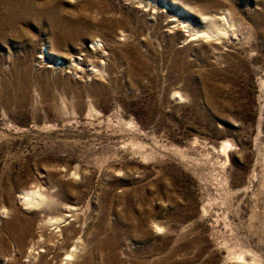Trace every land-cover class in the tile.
I'll use <instances>...</instances> for the list:
<instances>
[{"label": "rangeland", "instance_id": "374dc122", "mask_svg": "<svg viewBox=\"0 0 264 264\" xmlns=\"http://www.w3.org/2000/svg\"><path fill=\"white\" fill-rule=\"evenodd\" d=\"M89 263L264 264V0H0V264Z\"/></svg>", "mask_w": 264, "mask_h": 264}, {"label": "bare ground", "instance_id": "6f19581e", "mask_svg": "<svg viewBox=\"0 0 264 264\" xmlns=\"http://www.w3.org/2000/svg\"><path fill=\"white\" fill-rule=\"evenodd\" d=\"M225 12H227V11H225ZM224 12V13H225ZM219 14V13H218ZM222 16V15H221ZM227 16H228V14H227ZM204 19V18H203ZM224 19V18H223ZM221 20H222V17H221ZM228 20V19H227ZM229 21H230V19H229ZM210 22V21H209ZM224 22H226V21H224ZM190 23V22H189ZM235 24V23H234ZM222 25V24H221ZM229 25V24H228ZM221 28V27H220ZM193 29V28H192ZM203 30V29H202ZM205 30V29H204ZM209 30V29H208ZM192 31V30H191ZM207 31V30H206ZM213 31V30H212ZM194 32V31H193ZM207 32H209V31H207ZM211 33V32H210ZM217 33V32H216ZM195 34V33H194ZM193 34V35H194ZM200 35H201V33H200ZM201 36H203V35H201ZM208 36V35H207ZM228 141H230V140H228ZM229 146V142H227V143H225L224 145H223V147L224 148H227ZM225 150V149H224ZM26 193V192H25ZM26 196H27V199H28V202L29 203H31V204H33V205H39L40 203H43L44 202V196H43V194L40 192V191H37V190H34V191H32V192H29V193H26ZM54 198V197H53ZM49 204V203H48ZM47 204V205H48ZM50 204H51V202H50ZM31 207H32V205H31ZM72 207V206H71ZM40 208V207H39ZM69 209V208H68ZM75 210V209H74ZM76 213V212H75ZM74 213V214H75ZM31 218V217H30ZM51 218V217H50ZM58 219V218H57ZM31 220V219H30ZM44 220H46V219H44ZM55 220V219H54ZM42 221V220H41ZM40 221V222H41ZM49 221V220H48ZM33 222V221H32ZM43 222H45V221H43ZM59 222V221H58ZM39 223V222H38ZM42 223V222H41ZM31 224V223H30ZM28 225V224H27ZM32 226V225H31ZM49 226V225H48ZM60 226H62L61 224L60 225H58V228L60 227ZM27 227V226H26ZM40 228V227H39ZM50 228H51V226H50ZM61 228V227H60ZM32 229H33V227H32ZM32 229H31V232H32ZM38 229V228H37ZM46 229V228H45ZM27 230V229H26ZM47 230V229H46ZM55 230V229H54ZM53 230V231H54ZM78 230V229H77ZM29 231V230H28ZM34 231H36L35 229H34ZM60 231H61V229H60ZM62 231H64V230H62ZM30 232V233H31ZM41 232V231H40ZM44 232V231H43ZM35 233V232H34ZM37 233V232H36ZM39 233V232H38ZM52 233V232H51ZM60 233V232H59ZM63 233V232H62ZM40 234H42V233H40ZM50 234V233H49ZM64 234V233H63ZM36 235V234H35ZM50 236V235H49ZM56 236V235H55ZM58 236V235H57ZM71 236V235H70ZM46 237V236H45ZM73 237V236H72ZM47 238V237H46ZM60 238V237H59ZM52 239V238H51ZM64 239H66V238H64ZM63 239V240H64ZM77 239V238H76ZM52 240H54V239H52ZM58 240V239H57ZM60 240H62V239H60ZM69 240V239H68ZM73 240V239H72ZM71 240V241H72ZM79 240H81V239H79ZM36 241V240H35ZM74 241V240H73ZM72 241V242H73ZM54 242V241H53ZM86 242V241H85ZM49 243V242H48ZM64 244H65V242H63ZM62 243V244H63ZM84 243V242H83ZM43 244V243H42ZM54 244H55V242H54ZM53 244V245H54ZM68 244V243H67ZM71 244V243H70ZM69 244V245H70ZM81 244V243H80ZM40 245V244H39ZM68 245V246H69ZM73 245V244H72ZM46 246V245H45ZM64 246V245H63ZM74 248L73 249H71V251L70 252H68L70 255H72V256H76V254H78V252H79V247L81 246V245H79V241H78V239L74 242ZM60 247V246H59ZM61 248H63V247H61ZM42 249V248H41ZM49 249V248H48ZM54 249V248H53ZM56 249V248H55ZM70 249V248H69ZM46 250V249H45ZM65 250V249H64ZM67 250V249H66ZM40 251V250H39ZM56 251V250H55ZM85 251V250H84ZM43 252V251H42ZM67 252V251H66ZM40 253V252H39ZM44 253V252H43ZM48 253V252H47ZM56 253V252H55ZM44 255V254H43ZM47 255V254H46ZM57 255V254H56ZM68 255V254H67ZM81 255V254H80ZM48 256V255H47ZM78 256V255H77ZM86 256V255H85ZM65 257V256H64ZM87 258V257H86ZM61 259V258H60ZM70 260H72V259H70ZM81 260V259H80ZM79 262V261H78ZM62 263H63V261H62ZM93 263H96V262H93ZM93 263H91V264H93ZM90 264V263H89Z\"/></svg>", "mask_w": 264, "mask_h": 264}]
</instances>
